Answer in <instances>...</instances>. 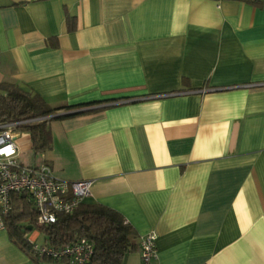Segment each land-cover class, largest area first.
I'll list each match as a JSON object with an SVG mask.
<instances>
[{
    "label": "crops",
    "instance_id": "obj_1",
    "mask_svg": "<svg viewBox=\"0 0 264 264\" xmlns=\"http://www.w3.org/2000/svg\"><path fill=\"white\" fill-rule=\"evenodd\" d=\"M2 83L91 104L42 152L13 130L18 161L92 181L84 203L154 234L151 264H264V0H0ZM0 264L65 263L4 230Z\"/></svg>",
    "mask_w": 264,
    "mask_h": 264
},
{
    "label": "trees",
    "instance_id": "obj_2",
    "mask_svg": "<svg viewBox=\"0 0 264 264\" xmlns=\"http://www.w3.org/2000/svg\"><path fill=\"white\" fill-rule=\"evenodd\" d=\"M90 105L52 109L35 93L12 84H0V123L48 117L47 120L18 125L20 131L30 135L34 153L49 147L48 122L66 118L53 117L56 111ZM12 199L13 211L4 219L5 230L12 242L29 255L31 244L25 237L29 227L39 231L46 245L55 249L86 239L93 246V254L86 264H120L125 254L138 250L139 237L133 227L120 213L108 207L82 203L71 215H58L54 224L43 226L36 223V213L24 194L12 195ZM25 221L27 225L23 224Z\"/></svg>",
    "mask_w": 264,
    "mask_h": 264
},
{
    "label": "built area",
    "instance_id": "obj_3",
    "mask_svg": "<svg viewBox=\"0 0 264 264\" xmlns=\"http://www.w3.org/2000/svg\"><path fill=\"white\" fill-rule=\"evenodd\" d=\"M47 119L0 123V232L5 230L4 219L13 211L12 195L24 194L36 213V223L43 226L54 224L58 215H71L90 196L92 181L67 182L55 178L45 163L31 167L19 163L13 130L24 123ZM30 244L33 258L65 264H86L93 254V246L86 239L58 249L46 244ZM138 253L140 264H151L155 260L154 234L139 237Z\"/></svg>",
    "mask_w": 264,
    "mask_h": 264
},
{
    "label": "rangeland",
    "instance_id": "obj_4",
    "mask_svg": "<svg viewBox=\"0 0 264 264\" xmlns=\"http://www.w3.org/2000/svg\"><path fill=\"white\" fill-rule=\"evenodd\" d=\"M33 157H34L33 155H30V156H28L26 159L23 158V161L26 162V163H32ZM22 223H23V222H22ZM23 224L27 225L28 222L25 221ZM43 241H44V236L41 235V237L38 239V243H39V245H41V244L43 243ZM43 245H44V244H43ZM43 245H41V246H43Z\"/></svg>",
    "mask_w": 264,
    "mask_h": 264
},
{
    "label": "water",
    "instance_id": "obj_5",
    "mask_svg": "<svg viewBox=\"0 0 264 264\" xmlns=\"http://www.w3.org/2000/svg\"><path fill=\"white\" fill-rule=\"evenodd\" d=\"M81 111H85V110H76V111H70V112H64V113H61L57 116H54V117H59V116H66V115H73V114H76L78 112H81ZM32 228L29 227L27 230H31Z\"/></svg>",
    "mask_w": 264,
    "mask_h": 264
}]
</instances>
